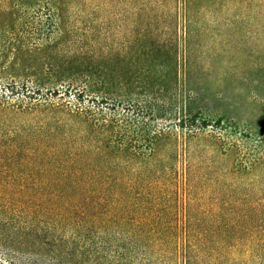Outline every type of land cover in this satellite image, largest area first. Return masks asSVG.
Wrapping results in <instances>:
<instances>
[{"label": "rangeland", "instance_id": "obj_1", "mask_svg": "<svg viewBox=\"0 0 264 264\" xmlns=\"http://www.w3.org/2000/svg\"><path fill=\"white\" fill-rule=\"evenodd\" d=\"M186 1L193 0H179ZM260 1L251 0V6L261 10L257 18H249L253 11L246 0H225L221 10L205 4L199 15L220 18L191 26L202 34L193 66L185 73L177 59L174 86H153L159 66L139 52L140 40L131 35L129 8L99 9L89 0H0V134L19 120L9 114L16 108L38 106L40 111L51 104L60 106L62 112L79 111L83 117L85 110H102L129 120L130 144L148 152L146 138L152 130H171L179 137L186 134V128L178 125L181 114L174 119L166 114L150 118L140 114L151 105V93L163 107L165 90L171 87L175 99L169 111L187 107L197 115V123L208 120L210 125L202 126L201 134L220 137L229 149L233 146L235 153L228 162L236 161L247 169L254 159L264 160V8L259 6L264 0ZM178 20L175 30L180 37L184 26ZM102 46L112 49L108 57ZM103 90L110 92L107 99H102ZM111 106L115 110H109ZM72 122L59 127L53 143L57 148L65 144L59 153L68 166L84 170V130L78 131ZM19 158L0 151V198H55L84 210V178L56 182L37 166L16 163ZM240 182L245 196L264 194L259 172H246ZM36 186L50 191L38 192ZM168 205L160 202L149 210L148 203L141 202L139 206L145 209L140 212L126 217L121 212L117 222L125 223L109 222L107 236L113 233L114 238L107 237L104 247L94 231L81 228L77 233L63 224L56 232L44 234L48 237L29 239L27 245H34L30 249L13 251L0 245V264H264L260 219L198 212L190 220L192 227L186 229V218L181 213L167 214ZM148 217L156 218V230L134 226L135 219ZM84 234L91 241L81 247L86 242ZM67 238L73 241L69 246L62 244ZM84 247L91 252L81 255ZM97 249L99 260L92 253Z\"/></svg>", "mask_w": 264, "mask_h": 264}, {"label": "trees", "instance_id": "obj_2", "mask_svg": "<svg viewBox=\"0 0 264 264\" xmlns=\"http://www.w3.org/2000/svg\"><path fill=\"white\" fill-rule=\"evenodd\" d=\"M224 1L89 0V4L99 9L113 10L115 6L129 8L131 35L140 40L139 52L147 58L151 57L154 65L159 66L153 86H174V63L180 59L186 73L193 66L200 45L202 34L193 31L191 26L199 21L215 23L220 18L218 15L213 18L207 13L199 15L197 11L206 8L207 3L213 9L221 10L225 6ZM248 4L249 10L253 11L248 13L249 18L259 17L261 10L256 9L259 7H252L251 0H246V6ZM259 6L264 8V4ZM177 16L184 26L180 37L175 30L176 20L179 23ZM102 38H107L105 32ZM100 50L108 57L112 49L102 46ZM165 91L163 107L157 104V96L151 93V105L140 114L148 118L166 114L170 119H174L177 113L181 114L178 125L186 128V134L179 137L171 130H152L146 138L148 152L130 144L127 136V127L131 126L129 120L115 114H104L102 110H85L84 117L79 111L62 112L60 106L51 104L40 111L38 106L9 111L19 120L0 134V151L17 154L20 158L16 163L37 166L43 172L51 173L56 182L71 183L84 178V210L79 204L61 203L55 198L25 201L2 197L0 245L13 251L30 249L34 245H27V241H31L29 239L56 232L64 224L69 231L72 227L77 233L81 228L94 231L104 247L107 237L109 240L114 238L113 233L107 236L111 227L109 222L124 225L125 220L117 222L119 214L122 212L126 217L132 212H140L145 209L139 206L141 202L148 203L146 208L149 210H154L160 202L169 203L167 214L181 213L186 218V229L198 212H209L221 218H257L260 219L258 225L264 228V194L261 197L245 196L241 193L240 182L246 172H259L264 178V160L254 159L247 169L240 167L236 161L228 162V158L234 156V147L229 149L218 136H203L200 129L210 123L206 122L208 120L197 123V115L190 108L169 111L173 108L175 97L171 87ZM102 93V99H107L110 92L103 90ZM109 110L115 108L111 106ZM70 120L75 127H79L78 131L84 130V170L68 166L69 161L59 153L66 147L65 144L57 148L53 143L59 127L68 125ZM34 188L38 192L50 191L43 186ZM259 188L264 193V184ZM121 203L130 204L123 206ZM152 217L135 219L134 226L147 232V229L154 231L158 222ZM45 239L42 241L48 243ZM84 241L81 247L91 241L89 234H84ZM72 242L67 238L62 244L69 246ZM85 250L84 247L81 255L91 252ZM92 253L96 255L94 257H100L97 256L98 249Z\"/></svg>", "mask_w": 264, "mask_h": 264}]
</instances>
